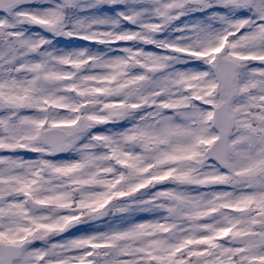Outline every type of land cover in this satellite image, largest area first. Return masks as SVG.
Returning <instances> with one entry per match:
<instances>
[{
    "label": "snow or ice",
    "instance_id": "obj_1",
    "mask_svg": "<svg viewBox=\"0 0 264 264\" xmlns=\"http://www.w3.org/2000/svg\"><path fill=\"white\" fill-rule=\"evenodd\" d=\"M0 264H264V0H0Z\"/></svg>",
    "mask_w": 264,
    "mask_h": 264
},
{
    "label": "rangeland",
    "instance_id": "obj_2",
    "mask_svg": "<svg viewBox=\"0 0 264 264\" xmlns=\"http://www.w3.org/2000/svg\"><path fill=\"white\" fill-rule=\"evenodd\" d=\"M77 234H79V233H77Z\"/></svg>",
    "mask_w": 264,
    "mask_h": 264
}]
</instances>
